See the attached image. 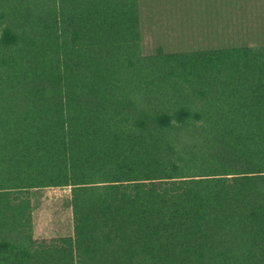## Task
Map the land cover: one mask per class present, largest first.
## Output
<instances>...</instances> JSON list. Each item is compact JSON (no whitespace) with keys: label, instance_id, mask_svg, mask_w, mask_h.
I'll return each mask as SVG.
<instances>
[{"label":"trees","instance_id":"trees-1","mask_svg":"<svg viewBox=\"0 0 264 264\" xmlns=\"http://www.w3.org/2000/svg\"><path fill=\"white\" fill-rule=\"evenodd\" d=\"M53 188L72 233L37 237ZM0 264H264V46L144 55L138 0H0Z\"/></svg>","mask_w":264,"mask_h":264},{"label":"rangeland","instance_id":"rangeland-1","mask_svg":"<svg viewBox=\"0 0 264 264\" xmlns=\"http://www.w3.org/2000/svg\"><path fill=\"white\" fill-rule=\"evenodd\" d=\"M175 3H179L182 6L185 5V18L194 16L201 22H208L212 19L213 14L211 11H206L205 7L212 2H226L232 3L239 11L236 15H228L226 20L233 22L227 27H239L241 24L238 22L249 23L253 21L259 26V31H248L244 26L240 31L227 30L223 33L222 37L226 40H215L214 31H206L203 23L199 26L201 32L188 34L185 38V48L187 50H179L178 53H187L195 51L209 50L206 46L213 44L224 45L223 49H232L239 47H258L264 46V0H173ZM193 7H200L198 13L193 12ZM212 10V9H211ZM204 11V12H202ZM214 19V18H213ZM198 29V31H199ZM239 32V33H237ZM250 39V40H249ZM221 50V49H218ZM158 49L145 53L156 54ZM152 54V55H153ZM34 223L35 234L37 237L53 236L57 234H69L72 233V216L69 206V189L67 188H53L34 191Z\"/></svg>","mask_w":264,"mask_h":264},{"label":"crops","instance_id":"crops-1","mask_svg":"<svg viewBox=\"0 0 264 264\" xmlns=\"http://www.w3.org/2000/svg\"><path fill=\"white\" fill-rule=\"evenodd\" d=\"M178 1V0H176ZM141 30V47L142 52L154 51L156 49L163 50L165 53L178 54L179 50H187L185 48V40L188 34L201 32L199 26L203 23L206 25V31L215 32L214 37L217 41L226 40L222 35L227 30L240 31L245 26L248 31H259V26L251 21L249 23L238 22L239 27H227L233 22L226 20L228 15H236L239 13L237 8L226 2H212L205 7V10L211 11L213 17L208 22H201L194 16L185 18V5L174 3L173 0H138ZM212 9V10H211ZM200 7H193V12L198 13ZM204 12V11H202ZM214 18V19H213ZM199 29V31H198ZM239 33V32H237ZM250 40V39H249ZM209 50H218L227 48L221 44H213L206 46ZM153 53H145L144 55H152Z\"/></svg>","mask_w":264,"mask_h":264}]
</instances>
